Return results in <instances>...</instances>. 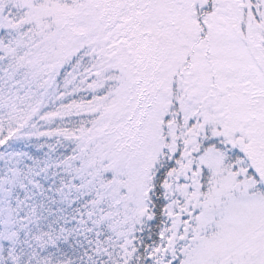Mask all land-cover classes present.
I'll return each instance as SVG.
<instances>
[{
    "label": "snow or ice",
    "instance_id": "6c2138e0",
    "mask_svg": "<svg viewBox=\"0 0 264 264\" xmlns=\"http://www.w3.org/2000/svg\"><path fill=\"white\" fill-rule=\"evenodd\" d=\"M0 264H264V0H0Z\"/></svg>",
    "mask_w": 264,
    "mask_h": 264
}]
</instances>
